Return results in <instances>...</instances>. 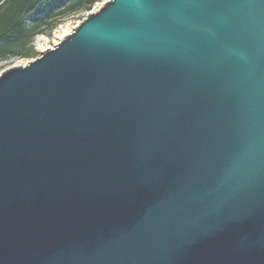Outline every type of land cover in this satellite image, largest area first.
Masks as SVG:
<instances>
[{
	"label": "water",
	"instance_id": "1",
	"mask_svg": "<svg viewBox=\"0 0 264 264\" xmlns=\"http://www.w3.org/2000/svg\"><path fill=\"white\" fill-rule=\"evenodd\" d=\"M0 264H264V0H106L3 72Z\"/></svg>",
	"mask_w": 264,
	"mask_h": 264
},
{
	"label": "trees",
	"instance_id": "2",
	"mask_svg": "<svg viewBox=\"0 0 264 264\" xmlns=\"http://www.w3.org/2000/svg\"><path fill=\"white\" fill-rule=\"evenodd\" d=\"M104 0H0V61L35 55L32 40L56 27V18L89 11Z\"/></svg>",
	"mask_w": 264,
	"mask_h": 264
},
{
	"label": "rangeland",
	"instance_id": "3",
	"mask_svg": "<svg viewBox=\"0 0 264 264\" xmlns=\"http://www.w3.org/2000/svg\"><path fill=\"white\" fill-rule=\"evenodd\" d=\"M104 0L101 3L95 4L91 10L89 11H78L70 15L61 16L56 18L57 25L51 31L50 28H45V32L42 35H38L32 40V46L35 50V55L22 58V57H13L8 58L6 60L0 61V75L8 69H11L16 66H24L33 60L39 58L41 53L49 48H54L56 44H58L61 40H63L67 35H69L83 20L87 18V16L96 12L102 4L105 2ZM63 39H58L60 36L66 34Z\"/></svg>",
	"mask_w": 264,
	"mask_h": 264
},
{
	"label": "bare ground",
	"instance_id": "4",
	"mask_svg": "<svg viewBox=\"0 0 264 264\" xmlns=\"http://www.w3.org/2000/svg\"><path fill=\"white\" fill-rule=\"evenodd\" d=\"M67 35V33L66 34H64V35H62V36H60L58 39H63V37H65Z\"/></svg>",
	"mask_w": 264,
	"mask_h": 264
}]
</instances>
